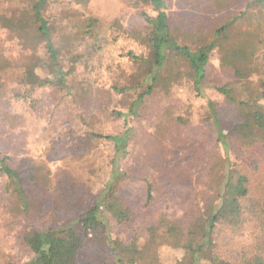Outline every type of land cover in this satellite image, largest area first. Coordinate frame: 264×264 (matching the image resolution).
Instances as JSON below:
<instances>
[{"label":"trees","instance_id":"16d2710c","mask_svg":"<svg viewBox=\"0 0 264 264\" xmlns=\"http://www.w3.org/2000/svg\"><path fill=\"white\" fill-rule=\"evenodd\" d=\"M88 1L28 0L35 32L33 45H41L44 49L46 68L52 74L50 80L45 79L35 89L26 83L25 71L21 68L27 63L24 58L20 59H23L20 65L19 61H15L9 71L0 68V139L1 136L4 138L0 146L9 143L13 145L11 152L20 153L16 164H12V156L0 147V191L5 199V204L0 207L7 213L6 220L17 230L23 222L31 223L33 215H43L46 211L41 208L43 197L41 195L36 200V193L41 194L44 189L50 191L52 179L59 176L58 172L67 175L70 164L68 144H61L60 148L52 144L59 132L69 131L66 121L72 126V133L68 135L72 141L84 137L101 144L106 158L110 160L108 179L91 206L64 226L43 223L41 230L30 225L19 228L21 231L17 232L16 241L24 258L18 262L6 253L0 257V264H81L79 258L82 255L85 259L82 264H138L141 253H155L162 246L187 251L190 264H254L246 255H228L218 243L220 239L217 236L222 233L236 234L250 228L256 234L253 239L257 237L264 241V200L260 204L262 207L254 203L248 186L249 178L240 172L237 164L230 163L229 144L226 142V138L233 142L232 151L233 154L239 152L238 158L247 155L249 149L264 146V110L257 108L237 114V123L228 134L222 135L217 130V141L222 144L225 155L217 159L221 179L216 182L214 192L199 194L187 210L178 211L180 214L163 212L148 220L145 237L133 232L125 236L122 232L131 228L138 218V210L121 193L128 176L119 168L120 162L136 143L132 129L113 132L102 125L104 122L126 120L127 117L139 119L144 131L138 128V146L143 147L150 143L149 139H153L162 145L167 143L170 149L172 143L169 144L167 138L175 132L166 127L168 122L175 129L182 125L191 132L201 128L210 130L214 118L209 109L211 105L206 108L202 106L204 103L201 104L206 89L203 86L206 67L210 53L223 36L222 32H226L225 26L232 22L234 26L238 17H232L227 25H220L212 31V25L209 26L212 18L207 17L206 11L205 15L198 16L186 12L172 22L169 0H123L126 9L138 11L143 35L146 31L147 50L145 55L127 53L126 63L132 67L127 85L119 87L113 79L109 89L97 88L99 90L92 94L84 87L93 82L83 78L74 83L72 74L81 68H89L87 60L91 54H99L91 62V67L101 62L102 52L111 58L107 49L116 43V38L100 36L104 35V30L100 32V21L87 12ZM227 1L230 0L219 3H223L221 8L215 4L211 13L226 8ZM191 6L194 5H188ZM245 7L264 16V0H250ZM197 8L200 11L204 7ZM75 27L82 38L83 48L77 52L79 58L74 60L72 56L64 61L58 31ZM245 44L229 50L222 58L221 72L227 74L231 82L212 88L227 104L241 108L247 106L257 92L264 93V52H259L264 49V44ZM171 67H177V72L166 76ZM174 83L185 88V97L195 94L203 112L188 104L178 106L177 102L184 98L183 95H180L181 98L173 96L176 99L173 103L170 93ZM141 87L142 90L138 91ZM44 93H47L49 108L54 105L53 109H60L57 112L67 113L65 121L55 120L56 114L48 116L39 110L44 103ZM212 104L220 107L218 101ZM213 122L216 127L215 120ZM23 140L34 145L45 143L46 148L41 150V155L35 156L33 148L20 144ZM83 148L79 151L86 150ZM142 150L145 152V148ZM172 155L169 159L173 158ZM54 161L59 163L58 166H51ZM83 169L89 172L88 168ZM144 182L143 207L146 208L154 204L156 198L152 184ZM263 197V192L256 196ZM192 239H199L194 248L189 245Z\"/></svg>","mask_w":264,"mask_h":264},{"label":"rangeland","instance_id":"374dc122","mask_svg":"<svg viewBox=\"0 0 264 264\" xmlns=\"http://www.w3.org/2000/svg\"><path fill=\"white\" fill-rule=\"evenodd\" d=\"M122 1L89 0L87 4V12L100 21L98 24L101 28L100 32L103 33L104 30V35L100 36L104 38V36L110 35L116 38V43L107 49L111 54V58L107 57V53L102 52L100 54L101 62L93 65L94 69H92L91 62L99 54H91L87 60L89 68H81L79 72L74 71L72 74L74 83L80 82L83 78H86L88 82L89 80L90 82L92 81V84L84 87L86 91L92 92V94L99 90L97 88L109 89L113 79L119 87L127 85L128 76L132 69L131 65L126 63L127 53L133 56L145 55L147 50L146 31L143 35L138 11H129L125 8ZM221 1L169 0V12L172 15V22H175L174 18L177 16L181 17L186 12L187 14H196L198 16L201 14L205 15L206 13L204 12L206 11L207 17L212 18L209 20V26L212 25L213 31L220 25H227L232 17H238L234 26L233 22L231 25L225 26L226 32L223 31L222 34L226 39L223 40V36L218 39L219 42L210 53L209 63L206 67V78L203 81V86H206V89L203 92L204 98L201 104L204 103L202 106L206 108L209 107V104L211 105L209 109L214 117L212 120L213 127H210V130H202L201 128L200 131L191 132L189 129L182 127V125H178L177 129H175L176 127L171 122L166 123V127L169 126L171 128L170 131L174 130L173 132H175H172L173 134H170L167 138L169 144L170 142L172 143L170 149L167 143L162 145L153 139H149L150 143L147 142L144 145L145 147H142V145L138 146L139 132L144 131V125L139 122V119L127 117L126 120L120 119L108 123L101 122L105 129H111L113 132L131 128L132 136L134 135L136 142V146L134 144L131 147L128 156L119 164L120 170L128 176V180L122 185L121 193L138 210V218L134 220L132 227L122 230L125 236L133 232L139 237H145L144 229L149 222L148 220L158 217L163 212L172 215L179 213L178 211L180 210H187V207L192 205L199 194L213 193L217 185L216 182L221 179L220 169L218 170L216 165L218 163L217 159L225 155L222 144L217 141V130L222 135L228 134L237 123L235 117L237 114L250 112L257 108L264 110L263 92H257L254 99L247 106L241 108L227 104L212 89L231 80L227 74H222L221 72L223 67L222 58L226 52L245 43V45L250 46L259 42L264 44V16L261 12L255 13L251 8L245 7L250 0H230L227 1L229 3L226 4V8L216 11L214 14L211 13V10L215 8L213 6ZM190 3L194 6L188 7V5H192ZM221 4L217 6L221 8ZM233 5L235 6L233 7ZM201 6L204 8L200 12L197 7ZM31 19L32 12L28 0H0V68L4 71H9L15 61H19L18 64L20 65L23 60L20 59L24 58L27 63L23 64L21 68L25 71L26 83L28 87L38 89L45 79L50 80L52 72L46 68L45 51L42 46L33 45L35 32L31 25ZM78 32L76 27L58 31L59 47L61 46L64 49L63 52L61 51V58L64 61L72 56L74 60L80 56L78 53L83 48V43L80 41L82 38ZM74 45H76L75 48ZM102 48L104 49V47ZM259 52L263 53L264 49ZM106 67L110 70H107ZM173 71L177 72V67L176 69L171 67L167 71L166 76H169V74L173 75ZM177 82L181 84L182 81L180 82V79H178ZM179 84L174 83L171 86L170 94L173 103L176 100L174 98L183 95L184 98L180 97L181 100L177 102L178 106L180 104H188L203 112L195 94L190 93L189 98L185 97L183 92L185 88ZM141 90L142 87L138 91ZM47 97V93H44V103L39 106V110L48 116L56 114L55 120L65 121L64 115L66 116L67 113L65 111L57 112L56 110L60 109L59 107L53 109L54 105L49 108V99ZM216 101L220 103L219 106L221 108L212 104L213 102L216 103ZM214 120L216 127H214ZM66 124L70 128L69 131L59 132V136L53 140L52 144L57 148H60L61 144H68L67 158L70 164L67 167V175L63 176L58 172L59 176L52 179L50 185L52 189L50 191L44 189L41 194L36 193V200H39L42 195L41 208H45L46 211L42 216L33 215L35 218H31V223L23 222L19 226L20 229L30 225L31 228L41 230L43 223L54 224L58 227L64 226L91 206L95 197L100 193L104 182L108 179L107 172L109 171L110 160L106 158L101 144L93 142L92 138L89 141V138L84 137H79L78 140L74 139L72 141V139L68 138L70 132L72 133V126L67 121ZM56 132H58V129H56ZM61 134H63L62 139ZM0 141H4L2 136ZM226 142L229 144L228 152L230 153L228 157L230 163L237 164L240 172L249 178L248 186L252 192L251 196L255 200L254 203L260 206L264 197L256 198V196L261 192L264 194V146L249 149L247 155L239 156L238 158L239 152L237 154L234 152L233 154L232 151L233 142L229 138H226ZM20 144L23 147L33 148L35 156L41 155V150L46 148L45 143L34 145L27 140H23ZM12 146L9 143H2L0 147L3 151L7 150L9 152V155L13 158L14 163L12 164H16L15 161L20 156V153L11 152L13 150ZM79 148L86 150L79 151ZM143 148H145V152L142 150ZM171 155L173 158L169 159ZM58 164V162L54 161L51 166L56 167ZM84 167L88 168L89 172L87 169L82 170ZM144 181L152 184V191L156 198L154 204L146 208L143 207L146 192V183ZM3 197L4 195L0 191V206L5 204ZM6 218V211L0 207V257L7 253L10 254L9 257L19 262L24 258V254L16 241L17 232L21 230L19 228L17 230ZM198 232L202 234L200 228ZM223 234L225 233L217 236L220 239L218 243L222 245L228 255L231 257L246 255V258L254 264H264V241L260 238L257 239V237L253 239L256 234L250 228H245L236 234ZM198 240L192 239L189 245L193 248L196 247ZM220 241L223 242L221 243ZM189 256L190 254L185 250L162 246L155 253H141L138 257V264H190ZM84 260L83 255L80 256L79 263L82 264Z\"/></svg>","mask_w":264,"mask_h":264}]
</instances>
